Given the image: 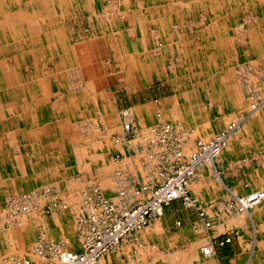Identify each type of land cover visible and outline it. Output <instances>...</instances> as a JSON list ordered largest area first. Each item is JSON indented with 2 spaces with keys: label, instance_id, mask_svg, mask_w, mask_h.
Returning a JSON list of instances; mask_svg holds the SVG:
<instances>
[{
  "label": "rangeland",
  "instance_id": "1",
  "mask_svg": "<svg viewBox=\"0 0 264 264\" xmlns=\"http://www.w3.org/2000/svg\"><path fill=\"white\" fill-rule=\"evenodd\" d=\"M61 1L64 6L58 4L51 10V14L45 11L42 16L46 18L47 24H50L49 17H52L56 24L62 26L60 28H64L65 42L70 52L69 58L62 51L60 57L56 55L50 59L49 49L46 50L48 43L45 44L46 46L42 45L43 42H38L36 45L35 41L25 36L26 34L22 36L20 33H17L19 34L17 39L24 40L25 44L22 47L23 50H18V41H15L11 33L7 31L5 34L2 32L0 34V42L6 51V54L0 55V61L6 62V73L9 78L14 79L12 75L18 72L27 84L33 83L32 81L38 78L35 74L38 65L40 77L43 76L44 90L38 91L36 87L35 93L31 91L35 98L41 97L43 92H49L48 97L45 98L46 101L35 104L34 108L38 110L36 115L41 117L42 123L54 128L56 139L60 140L59 144L52 149L56 148L63 153L62 149L73 147L71 149L74 153L77 150L76 155L81 153L83 147L88 148L92 154L103 151L108 160L114 164V170L113 168L110 170L109 178L112 182L109 181V184L112 186L114 182L117 186L120 181L125 191H120V199H117L115 195L107 196L102 177L96 176L97 165L92 166L91 175L83 183L77 177V172L73 175L72 185L65 183L64 176L55 180L50 176L51 180L41 185L38 183L31 186L30 182H25L23 186L21 183L20 190L16 191L15 183L10 181V186L4 191L6 195H3V192L0 193V216L3 217L0 218V264L6 263L11 257H17L25 264H40L41 259L36 252V247L42 238L49 242L48 249L50 246H55L52 242L55 244L62 242L68 250H81L83 241L77 223L79 216L83 215L86 193L90 199L93 197L95 200L98 193L105 194L108 199L113 200L112 197H114V200L125 208L146 203L151 198L146 188L157 187L167 177L175 175L184 164L190 163L192 167L197 161V159L194 160V156L200 152L199 142L214 141L215 143L217 137L227 132L229 126L238 119L242 118L239 127L247 125L248 130L250 129L247 134L248 140L253 139L258 143L264 140L263 120L258 124L249 123L252 110L257 103H264V0H129L128 5H123L122 0ZM178 1L184 2L185 8L180 9ZM16 3V0L9 1L8 4L11 5L7 6L6 10H10L11 7L19 9L20 5ZM169 4L174 10L168 14L164 13L161 18L166 23H172L169 24L170 27L166 25L165 29L154 25L153 19H158L159 16H151L148 11L153 10L155 6L169 7ZM27 8L31 11L35 6L31 4ZM141 10L147 12L140 16L147 17L148 21H151L145 33L139 26L140 24L142 26L140 21L137 19L131 21L133 22L131 26L129 22L132 16L140 17L138 14ZM178 18L184 20L180 21ZM133 25H136V29L132 28ZM132 30L135 34L131 33ZM218 36L221 38L219 40L221 45L213 46ZM88 39H90L89 42H82ZM111 39L118 42L117 53L110 46ZM145 39L147 51L138 44L140 40ZM183 51L186 55L182 53ZM199 51L202 52L199 54ZM189 53L192 56L189 57ZM117 56L123 59L125 64L130 61L135 62L137 73L130 75L128 73L130 67L122 68L117 62ZM62 57L66 59L63 63V60H60ZM57 65L60 66L59 70ZM6 73L0 67V79L4 78ZM230 74L238 87L239 102L235 101L238 104H246L242 113L232 108L233 102L228 96L225 83ZM61 75H64L62 79ZM57 77L60 78L59 82L56 81ZM12 79L9 84L13 83ZM29 89L28 86L25 87L26 94L29 93ZM9 90L15 92L12 87ZM0 91L1 93L6 91L2 85H0ZM72 96L77 100L74 105L69 101ZM2 101H0L2 107L9 103L7 99ZM58 101L61 107L65 106L64 109L72 110L68 113L53 112L52 106ZM14 103L22 107L24 102L21 98H17ZM1 106L0 109L3 110ZM14 106L12 104L2 113L6 114L8 111L10 113ZM262 109L264 110V105L261 106L260 110ZM236 117H238L237 120H235ZM127 124H131L132 130L125 129ZM167 126H171L170 132H167ZM114 146L119 148L113 150ZM128 148L140 155L136 165L138 174L135 175L133 172L134 177L137 178L136 182L134 180L131 182L129 178V169H134L135 166H132L129 161ZM57 150H53V153L57 155L53 158L59 161L60 154H57ZM178 151L181 152L182 158L177 156ZM1 152L5 153L2 149ZM48 152H46L47 155L45 154L47 159L45 155H41V158L51 161ZM204 154L214 155L216 162L223 155L219 153V156L218 154L215 156L208 150ZM28 160L31 163L34 162L33 159ZM57 160L51 161L53 164L36 165L34 167L36 172L31 171V173L40 176L52 174L55 170L53 165ZM204 164L213 168L210 162ZM196 172L194 169V176ZM3 174L0 171V177ZM5 174L11 177L13 175L9 171ZM0 181H3V178ZM189 183L187 190H189ZM0 189L2 191L1 187ZM31 194L44 198L40 204L32 200L31 206L28 205L29 203L24 204L27 210L20 208L22 203L17 208L11 209L10 199L15 201L19 195H25L28 198ZM248 194L237 196V198L242 199ZM188 197L189 201L184 200L185 203L193 201L189 193ZM237 200H233V205L238 206ZM51 202H56L59 207L53 209L54 203ZM263 203L264 201L255 210L263 207ZM16 213L22 216L20 220L23 221V225L16 223ZM251 214H248L249 218H247L249 228L244 233L234 231L216 239V246L225 249L236 238L241 254L236 256L237 259L230 258V260L233 259L228 260L231 264H264V225L255 226L254 214L252 212ZM53 217H61L64 228L63 238L59 235L61 229L52 225ZM201 218L205 220L208 228L212 227L213 222L209 221L206 214L201 213ZM119 246L114 247L110 253L102 257V264H112L111 257L120 249Z\"/></svg>",
  "mask_w": 264,
  "mask_h": 264
},
{
  "label": "crops",
  "instance_id": "2",
  "mask_svg": "<svg viewBox=\"0 0 264 264\" xmlns=\"http://www.w3.org/2000/svg\"><path fill=\"white\" fill-rule=\"evenodd\" d=\"M89 40L90 39L82 42H89ZM201 52L202 51H199V54ZM182 53L186 55V52L183 51ZM190 56L192 55L189 53V57ZM32 91L34 93L36 92L34 88ZM16 107L18 110L17 112L15 110L13 113H2L0 133H3L5 127L11 124V126L13 125L14 133L18 135L17 137L13 135V138L10 136V138L12 140H20L23 137L22 135L27 133V131H33L32 128L36 129L38 132V130L44 129L42 127H48V125L42 123L40 117L35 113H33L34 115L26 113L24 110L19 109L18 105H16ZM150 117H152V114H150ZM31 120L36 121L34 126L28 123V121L31 122ZM15 124H17L18 127H15ZM7 130L9 131V129ZM54 134L56 135V133ZM30 145L35 148L33 149L31 146L29 149L28 145L24 143H19L15 147L8 142L11 156L16 157V159H19V162L22 163V174L24 176L20 178L14 175H12V177L7 176L5 174L6 170L2 169L0 171H2L6 177L3 174L4 177L1 175L0 179L3 178V181L9 180V183L10 181L15 183V185L18 186L16 191L20 190L21 186L19 187V185L21 183L23 186H25V182H30L31 186H35L38 183L41 185L43 182L51 180L49 179L50 176L51 178L53 177V180L60 176H64L65 183H71L72 185V178L73 175L76 174L75 172H77V177L80 178V182L83 183L87 181L88 177L91 175L90 171L92 166L97 165L96 176L100 175L102 177L105 193L109 196L120 195L119 192L115 191L116 188L114 185L112 186L113 188H106L104 186V182L112 181L109 176L111 175V168L114 170V164L108 160L107 155L103 151L92 154L88 148L83 147L80 161L75 154L76 151L74 153L71 147H68V149H62L63 153L57 150L60 155H63L65 152L64 157L58 156L60 157L58 161L53 158L57 155L47 148L46 142L44 144L40 142L38 138L37 141ZM20 148L22 151L19 150ZM117 148L119 147L114 146L113 150H117ZM17 151L21 152L18 153ZM24 151H27V153ZM134 151L135 150L128 148L127 153L132 166H135L134 169H129V178L131 182L133 180L136 182L137 178L134 177L133 172L135 175L138 174L136 165L140 156L138 152ZM46 152L49 153L51 161L57 160L53 165L55 168L54 173L44 176L32 174L36 172L34 169L36 165L43 163L53 164L51 161L41 158V155L44 156ZM37 158H39L38 161H35ZM28 159H33L34 162L31 163ZM242 160H244V162H242ZM199 166L202 167L199 168ZM199 166L196 169L197 175L192 179L189 187V195L194 204L191 203V205H188L183 199H178L170 205L163 206L162 212L153 217L144 231L133 234V236L129 237L130 239L128 238L121 242L119 246L120 249L111 257L112 264H231L228 260L232 257L236 258V256H239V253L241 254L240 245L235 241L236 238L225 249H220L216 246V239L223 235L234 233V231L237 233H242L243 231L244 233V231L249 228L247 220L249 216L247 214L235 213L236 211L231 209L230 205H232L234 200L233 194L236 196L246 195L264 186V142H257L255 145L251 146H245L243 143L237 144L230 149V151H226L217 162H215L213 168L205 166V164ZM7 171L10 172V170ZM31 171L33 172L31 173ZM28 176L30 178H27ZM0 193H2L1 189ZM262 206L263 207L257 209V211L252 209V213L255 216H253V224L255 226L264 225V205ZM201 213L206 214L209 221L213 222L211 228L206 226L205 220L201 218ZM60 218L61 217H53L52 225L61 229L60 232L62 234L60 233L59 235L63 238L64 228ZM210 244L212 250L214 249V254L210 257H206L202 249ZM232 260L233 259L230 261Z\"/></svg>",
  "mask_w": 264,
  "mask_h": 264
},
{
  "label": "bare ground",
  "instance_id": "3",
  "mask_svg": "<svg viewBox=\"0 0 264 264\" xmlns=\"http://www.w3.org/2000/svg\"><path fill=\"white\" fill-rule=\"evenodd\" d=\"M9 1H15V0H0V34H1V32L2 33H6L7 31L8 32H10L11 33V35H12V37H14L15 39V41H18V39H17V35H19V34H17V33H20L22 36L23 35H25V36H28L30 39H32L33 41H35L34 43H36V45L38 44V42L39 43H42V45L44 44V46H46L45 44H47V47H46V50L47 49H49V52H48V56L50 57V59H51V57H55L56 55H59L58 57H60V54L62 53V51L63 52H65L66 54H67V56H68V58H69V56H70V52H69V47H67V44H66V39H65V33H64V28L62 29V28H60V27H62L61 25H58V24H56V21H54L55 19H53L52 17H49L50 19H49V22H50V24H47V21H46V18L45 17H43L42 16V14H44V12L45 11H47V12H49L50 14H51V10L53 9V8H55V6L56 5H62V6H64V3L61 1V0H27L26 2H24L23 0H16V4H19L20 5V8L19 9H13L12 7L10 8V10H6V8H7V6H10L11 4H8V2ZM58 1H61V2H58ZM67 1V0H66ZM153 1V0H152ZM170 1V0H169ZM198 1V0H197ZM202 1V0H201ZM70 2V1H69ZM172 2V1H171ZM179 2V4H178V6L180 7V9L181 8H185L184 6H185V3L184 2H182V1H178ZM188 2H190V1H188ZM115 3V2H114ZM120 3V2H119ZM130 2H129V0H122V4L124 5H128ZM33 5V6H35V8H34V10H31V11H29V8H27V6H29V5ZM172 5H174V4H172ZM201 4H199V6H200ZM130 6V5H129ZM144 6V5H143ZM166 6V5H165ZM153 7V10H149L148 12L150 13V15L151 16H154L155 17V15H157V16H159V18L157 19V18H154L153 20L155 21V24L154 25H159L160 27L162 26V28H169L170 27V25L169 24H172V23H169V22H165V20H162V18L161 17H163V14L164 13H166V14H168V12L170 13V12H172V10H174V8H172V6L169 4L168 6L169 7ZM170 6H171V8H170ZM109 7V6H108ZM111 7V6H110ZM117 7H118V5H117ZM174 7V6H173ZM114 8H116L115 6H114ZM149 8V7H148ZM106 9V8H105ZM102 11H103V9H102ZM119 11V10H118ZM117 11V12H118ZM122 11V10H121ZM95 12V11H94ZM93 12V13H94ZM147 11H144V10H141L140 11V14H138L139 16L140 15H144L145 13H146ZM92 13V12H91ZM119 13V12H118ZM181 13H182V11H181ZM49 14V15H50ZM54 14V13H53ZM111 14V13H110ZM162 14V15H161ZM94 15V14H93ZM96 15V14H95ZM107 15V14H106ZM109 15V14H108ZM170 15V14H169ZM55 16V15H54ZM168 16V15H167ZM177 16V15H176ZM56 17V16H55ZM103 17V16H102ZM181 17V16H180ZM124 18V17H123ZM102 19V18H101ZM100 19V20H101ZM135 19H137L138 21H140L141 23H142V26H141V24L139 25L141 28H142V30H143V33H145V31H146V29H148V24L149 23H151V21L149 22L148 20V18L147 17H143V16H140V17H138L137 16V18L136 17H134V16H132V18H131V20H129V22H130V26L132 25V23L133 22H131V21H133V20H135ZM176 19V18H175ZM108 20V19H107ZM111 20V19H110ZM169 20V19H168ZM178 20H180V21H183L184 19L183 18H178ZM102 21H105L104 19H102ZM109 21V20H108ZM172 21V20H171ZM42 23H44V24H42ZM46 23V24H45ZM111 23V22H110ZM153 24V23H152ZM151 24V25H152ZM167 25V27H165ZM116 26V25H115ZM153 26V25H152ZM136 27V25H133L132 26V28L134 29ZM156 27V26H155ZM104 28V27H103ZM136 29V28H135ZM161 30V29H160ZM169 30V29H168ZM167 30V31H168ZM120 31V30H119ZM118 31V32H119ZM167 31H165L166 33H168ZM123 33V32H122ZM131 33L132 34H135L134 32H133V30L131 31ZM142 33V34H143ZM180 33V32H179ZM116 34H118V33H116ZM124 34V33H123ZM122 34V35H123ZM141 34V35H142ZM181 34V33H180ZM179 34V35H180ZM121 35V34H120ZM169 35V34H168ZM110 36V35H109ZM114 36V35H113ZM143 36H144V34H143ZM164 36V35H163ZM208 36V35H207ZM168 37V36H167ZM44 38H45V40H44ZM112 38V37H111ZM122 38H123V36H122ZM145 38V37H144ZM12 39V38H11ZM114 39V38H113ZM113 39H111V41H110V46H111V48L114 50V52L115 53H117L118 51H117V44H118V42H115ZM143 39V38H142ZM146 39H148V38H146ZM146 39L145 40H140L139 42H138V44L140 45V46H142V47H144L145 49H146V51L148 50V48H147V45H146ZM221 38H219V36L218 37H216V40H215V43H214V45L213 46H220L221 45V42L219 41ZM44 40V41H43ZM9 41V40H8ZM31 41V40H30ZM116 41H117V39H116ZM149 41V40H148ZM4 42V41H3ZM125 42V41H124ZM153 42V41H152ZM1 43V42H0ZM2 44V43H1ZM25 44V41L24 40H21V41H18V50H23L22 49V47H23V45ZM120 44H121V42H120ZM9 45V44H8ZM127 45V44H126ZM125 45V46H126ZM149 45H150V43H149ZM176 45H178V44H176ZM2 47L0 48V55H4V54H6V51H5V48H3L4 47V45L2 44L1 45ZM17 46V45H16ZM124 46V45H123ZM211 46V44L209 43V47ZM12 47V46H11ZM40 47V46H39ZM119 47V46H118ZM120 47H121V45H120ZM138 47V46H137ZM179 47V46H178ZM162 48V47H161ZM9 49V48H8ZM39 49V48H38ZM41 49V48H40ZM119 49V48H118ZM163 49V48H162ZM159 50H160V48H159ZM9 50H7V52H8ZM43 51V50H42ZM117 51V52H116ZM21 52H23V51H21ZM20 53V52H19ZM126 53V52H125ZM8 54V53H7ZM18 54V53H17ZM24 54V53H23ZM151 54V53H150ZM13 55H14V53H13ZM43 55V54H42ZM126 55V54H125ZM136 55V54H135ZM263 55V54H262ZM65 56V55H64ZM7 57V56H6ZM58 57H56V58H58ZM66 57V56H65ZM65 57L63 58H61L60 60H63L62 61V63L64 62V60L66 61V59H65ZM11 58V57H10ZM131 58V57H130ZM129 58V59H130ZM137 58V57H136ZM7 59V58H6ZM55 59V58H54ZM94 59V58H93ZM9 60V59H8ZM21 60H22V58H21ZM126 60V59H125ZM30 61V60H29ZM136 61H138V60H136ZM140 61V60H139ZM39 62H41V61H39ZM117 62H118V64H120V66L123 68V67H130V69H128V73H130V75H133L134 73H137V71H136V64H135V62H132L131 63V61L130 62H128L127 64H125L124 62H123V59H121L120 57H118L117 56ZM126 62V61H125ZM26 63V62H25ZM68 63V62H67ZM24 64V63H23ZM69 64V63H68ZM6 62L4 61V60H1L0 61V67H1V69H3V71L6 73L7 72V67H6ZM139 65V64H138ZM58 66V70H59V65H57ZM134 66V67H133ZM26 67H27V65H26ZM29 67V66H28ZM61 67H62V65H61ZM89 67V66H88ZM151 67V66H150ZM69 68H70V66H69ZM72 68V67H71ZM21 69V68H20ZM57 69V68H56ZM85 69V68H84ZM150 69V68H149ZM132 70V71H131ZM140 70H141V68H140ZM152 70V69H151ZM85 71V70H84ZM87 71V70H86ZM150 71V70H149ZM16 72V71H15ZM59 72V71H58ZM126 72H127V70H126ZM139 72V71H138ZM142 72V71H141ZM152 72V71H151ZM13 73H14V71H13ZM55 73V72H54ZM68 73V72H67ZM20 73H18V72H16V73H14L13 75H12V77H14V79H12V78H9V75H8V73H6V75H5V77L3 78L2 77V79H0V85H2L3 86V88H5V90L6 91H4V92H2L1 93V91H0V101L1 102H3L2 101V99H7V103H8V101H9V103L7 104V105H5V107H2L1 105V108L5 111H7L8 110V108L10 107V106H12V104H14L15 106H14V108H12V110H10L12 113H13V111H15L16 110V112L18 111L17 110V107H16V105L17 104H15L14 102H15V99H19V98H21L22 99V101L24 102L23 103V106L22 107H19V109H21V110H24V112H26V113H31V114H33V113H38V110L36 109V108H34V106H35V104H40V102H45L46 101V99L45 98H47L48 97V95H49V92H43L42 93V96L41 97H37L36 96V98H35V96L33 95V92L31 91L33 88L34 89H36V87H37V89L36 90H38V91H41L42 92V90H44V86H43V79H42V77H40V72H39V67H38V65L36 66V70H35V74H37L38 75V78L37 79H35L34 81H32L33 83H31V84H27V82L24 80V78H21L22 76L21 75H19ZM142 74V73H141ZM145 74H148V73H145ZM151 74V73H150ZM1 75V74H0ZM135 75V74H134ZM140 75V74H139ZM62 76V75H61ZM64 77V75L62 76V77H60L61 79ZM135 77V76H134ZM60 78L59 77H57L56 79V81H58L59 82V80H60ZM10 79H12V81H13V85L10 83L9 84V81L11 82V80ZM69 79V78H68ZM71 79V78H70ZM30 80V79H29ZM76 80V79H75ZM75 80H73L74 82H75ZM132 80H133V78H132ZM69 81V80H68ZM134 82V81H133ZM226 85L225 86H227V88H228V90H227V92H228V96H229V99H231V102H233V104H232V108L235 110V109H237L239 112H241L242 113V110L244 109V107L246 106V104H244V105H242V103H240V104H238L236 101H238L239 102V100H238V87L236 86V82L233 80V78L231 77V74L229 75V78H228V81H227V83H225ZM92 85V84H91ZM29 87L30 89H29V93H25V87ZM82 86V85H81ZM80 86V87H81ZM88 86H90V85H88ZM7 87V88H6ZM14 88V90H15V92L13 93V92H11L9 89L10 88ZM85 87V86H84ZM83 87V88H84ZM91 87V86H90ZM21 88H22V90H21ZM72 89V88H71ZM79 89V88H78ZM92 89H93V85H92ZM216 89V88H215ZM3 90V89H2ZM80 90V89H79ZM78 90V91H79ZM83 90V89H82ZM94 90V89H93ZM72 91V90H71ZM223 91V90H222ZM94 92V91H93ZM37 94H39V93H37ZM94 95H95V92H94ZM104 95V94H103ZM215 95H217V94H215ZM93 96V95H92ZM102 96V95H101ZM105 97V96H104ZM189 97V96H188ZM81 98V97H80ZM91 98H93V97H91ZM85 99V98H84ZM86 100V99H85ZM103 100V99H102ZM236 100V101H235ZM69 101H70V103L71 104H73L74 105V103L75 102H77V100H76V98L74 97V96H72L70 99H69ZM21 102V101H20ZM6 103V102H5ZM82 103V102H81ZM82 104H84L85 105V103H82ZM76 105V104H75ZM262 105H264V103H257V105L255 106V108L252 110V114H251V118H250V122L249 123H259L260 121L262 122V120H263V125H264V110L262 109V110H260V108H261V106ZM241 106H243L242 108H241ZM43 107V106H42ZM73 107H75V106H73ZM72 107V108H73ZM248 107V106H247ZM52 110H53V112H56V113H60V112H64V113H68L69 111H71V110H68V109H64L65 108V106H60L59 105V101H58V103H54L53 104V106H52ZM105 108V107H104ZM106 109V108H105ZM175 109H176V107H175ZM3 110H1L0 109V114L2 113V111ZM200 110V109H199ZM9 112V111H8ZM10 112V113H11ZM34 115V114H33ZM53 115V114H52ZM56 115V114H55ZM199 115H200V112H199ZM202 115V114H201ZM1 116H2V114H1ZM57 116V115H56ZM227 116V115H226ZM49 117V116H48ZM228 117V116H227ZM226 117V118H227ZM41 118V117H40ZM237 118L238 117H236V119L235 120H237ZM102 119V118H101ZM242 119V118H241ZM241 119H238L237 121H234L230 126H229V128H228V131L227 132H224V133H222L219 137H217V139L215 140V143H214V141H211V142H208V143H210V144H215L217 147H218V152H216V153H213V154H215V156H217V154H218V156H219V153H220V155L221 154H224L226 151H230V149H232L235 145H237V144H242L243 143V145H245V146H251V145H255L257 142H254L253 141V139H251V141L250 140H248L249 138H248V136H247V134L249 133V130H248V128H247V125L246 126H243L242 127V125H241V127H239L240 126V124L242 123L241 122ZM1 121V120H0ZM42 121V120H41ZM56 121V120H55ZM49 122V121H48ZM16 123V122H15ZM28 123L30 124V125H32V126H34V124L36 123V121H33V120H31V122L30 121H28ZM47 123V122H46ZM2 123H0V125H1ZM38 125H39V122H38ZM61 125V124H60ZM64 125V124H63ZM15 127H18L17 126V124H15L14 125ZM42 126V125H41ZM86 126V125H85ZM112 126V125H111ZM172 126V125H171ZM170 126V127H171ZM227 126V125H226ZM5 127V126H4ZM38 128V127H37ZM42 128H44V129H42V130H38V132L36 131V129H34V128H32V130L33 131H30V132H28L27 131V133H25L24 135H22L23 137L20 139V140H18V139H11L10 138V136L12 137L13 135H15L16 137H17V135L18 134H16V133H14V129H13V125L11 126V124H8V127H5V131H3V133H0V150L2 149V150H4L5 151V153H3V152H1L0 153V169L2 170V169H5L6 171L7 170H10V173H12L15 177H23L24 175L22 174V171H23V167L21 166V162H19V159H16V157H13V156H11V154H10V149L8 148V142L10 143V144H12V145H14L15 147H16V145H18L19 143H24L25 145H28V148L30 149V147L32 146V145H30V144H32V143H34L35 141H37V139L39 138L40 139V142H43L44 144H45V142H46V144H47V148L49 149V150H51V152H53L52 150H57L56 148H53L52 149V147H56V144H59V142H60V140H57L56 139V137H55V134H54V128H49V127H42ZM113 128V127H112ZM115 128V127H114ZM3 129V128H2ZM7 129H9V131L7 130ZM23 129V128H22ZM83 129H84V127H83ZM86 129V128H85ZM110 130H111V128H110ZM114 130V129H113ZM26 131V130H25ZM163 131V130H162ZM257 131V130H256ZM9 132V133H8ZM251 132V131H250ZM264 132V131H263ZM11 133V134H10ZM257 133V132H256ZM171 134V133H170ZM219 134V133H218ZM255 134H253V136H254ZM258 135H260V134H258ZM258 135H257V137H258ZM19 136H21V135H19ZM263 136V135H262ZM255 137V136H254ZM13 138V137H12ZM171 138V137H170ZM259 138V137H258ZM261 138V137H260ZM181 139V138H180ZM247 139V140H246ZM69 140V139H68ZM87 140V139H86ZM165 140V139H164ZM175 140V139H174ZM263 140V139H262ZM79 141V140H78ZM80 141H82V140H80ZM200 141V140H199ZM63 142V141H62ZM201 142H203V141H201ZM262 142H264V140L262 141ZM72 143V142H71ZM168 143V142H167ZM203 143H205V144H208L207 142H203ZM63 144V143H62ZM86 144V143H85ZM185 144V143H184ZM5 146V147H4ZM74 146V145H73ZM77 146V145H76ZM33 147V149L35 148L34 146H32ZM62 147H64V146H62ZM78 147V146H77ZM42 148V147H41ZM71 148H73V147H71ZM16 149H18V148H16ZM32 149V150H33ZM75 149V148H74ZM199 149V148H198ZM19 150H21V148L19 149ZM77 151V150H76ZM63 152V151H62ZM179 152V151H178ZM36 153V152H35ZM58 154V153H57ZM47 155V154H46ZM46 155H45V157H46ZM78 155V158L81 160V158H82V154L80 153V154H77ZM205 155H207V154H204V155H202L201 156V154L200 153H198V154H196L194 157V160H196L197 159V161H195L194 163H193V165H192V167L190 168V171H191V178H190V180L189 181H192V179H194L195 178V176L197 175L196 173H195V176H194V169H197V167L200 165V164H203L204 165V163H207V162H210L211 163V165H212V167H213V165L215 164V163H213V161H215L216 160V158H213V156L214 155H210V154H208L207 156H205ZM21 156V155H20ZM62 156V155H61ZM19 157V156H18ZM30 157V156H29ZM55 157V156H54ZM221 157V156H220ZM219 157V158H220ZM22 158V157H21ZM173 158V157H172ZM46 159H47V157H46ZM172 160V159H171ZM184 160V159H183ZM216 162V161H215ZM28 164V163H27ZM85 165V164H84ZM23 166H24V164H23ZM56 166V165H55ZM80 166H82V165H80ZM87 167V166H86ZM161 168V167H160ZM158 173V172H157ZM164 175V174H163ZM193 176H194V178H193ZM116 181V180H115ZM189 181L185 184V187H184V189H186L187 188V184L189 183ZM76 182V181H75ZM110 182H112V181H110ZM74 183V182H73ZM191 183V182H190ZM190 183H189V187H190ZM10 185V183H9V180H5V181H0V187L2 188V194L3 195H6V193L4 192L5 190H7L8 189V186ZM67 184V183H66ZM112 184H114L115 185V183L113 182ZM223 184V183H222ZM17 188H18V186L17 185H15ZM104 186L106 187V188H110V187H112L110 184H109V182H105V184H104ZM123 185H121L120 184V181H118V185L116 186L115 185V188H116V190L115 191H117V192H119L120 193V191H125L124 190V187H122ZM75 188V187H74ZM113 188V187H112ZM263 188H264V186H263ZM263 188H260V189H256V191H253L252 193H250V194H248L246 197H243L242 199H240V198H237V196L235 195V194H233V199L236 201V199H238L237 200V204H238V206H235V205H233V203H232V205H230L231 207L230 208H236L235 210H237L238 212H236V213H241V214H251V212H252V209H256V208H258L259 206L258 205H260V203L261 202H263L264 201V189ZM72 189V188H71ZM78 189V188H77ZM183 188H181V191H179L178 193H177V197L178 198H180V197H182L183 195L185 196V197H187V199H186V201L188 200L189 201V197H188V194H186V192H185V190H184ZM79 190V189H78ZM151 190V191H150ZM187 190V189H186ZM138 192V191H137ZM137 192H136V194H137ZM147 192H148V196H152L153 195V187L151 186L150 188H148L147 189ZM187 192L189 193V190H187ZM78 193V192H77ZM124 193V192H123ZM104 197L106 196L105 194H103V193H101ZM135 193L133 194V196L134 195H136ZM28 195V194H27ZM22 196H24V198H22ZM108 196V195H107ZM18 198H16V200H18V201H14V199H10V202L12 203V204H10L11 205V209H14V208H17L18 206H19V204H21V209L22 210H24V208H25V206H24V204H26V203H29L28 205H30V201L32 200V202L33 201H38L37 202V204H40V202H41V200L44 198V197H42V196H37V195H34L33 196V194H31V195H29L28 196V198H27V196H25V195H19V196H17ZM135 197V196H134ZM14 198V197H13ZM54 198V197H53ZM52 198V199H53ZM107 198V197H106ZM113 198V201H115V202H117V203H119L118 201H116V200H114L115 198L114 197H112ZM116 198L117 199H120L121 197L119 196V195H117L116 196ZM124 198V197H123ZM148 197H146V199H147ZM87 199H88V193H86L85 194V199H84V201H85V208H84V210H83V214H87V211L90 209V206L88 205V201H87ZM125 199V198H124ZM145 199V200H146ZM9 201V200H8ZM28 201V202H27ZM187 201V202H188ZM52 203V202H51ZM54 203V202H53ZM52 203V204H53ZM122 203V202H121ZM191 203H192V201H191ZM191 203H188V205L189 204H191ZM120 204V203H119ZM236 204V205H237ZM120 205H122V204H120ZM135 205H137V204H135ZM31 206V205H30ZM40 206V205H39ZM54 206V205H53ZM134 206V205H133ZM28 207V206H27ZM57 207H59L57 204H56V209H57ZM74 207V206H73ZM75 207H76V205H75ZM121 207H123V205L121 206ZM123 208H125V207H123ZM130 208V207H129ZM157 209H156V211H155V214L153 215V217H155L156 215H159L161 212H162V206L160 205V204H158L157 205V207H156ZM262 208V207H261ZM26 210H27V208H25ZM30 210H32L31 208H30ZM29 210V211H30ZM21 211V210H20ZM11 212V211H10ZM12 212H13V210H12ZM8 213V212H7ZM8 215V214H7ZM252 215V214H251ZM16 217H17V219H16V223L18 224V225H23V221L22 220H20V218L22 217V216H19V213H16V215H15ZM84 215H82V216H79V218H78V229H79V233H80V237H81V239H82V241H83V246H82V249L81 250H77V251H74V250H68L63 244L64 243H60V245L61 246H64V249L66 250V251H68V252H78V251H82V250H84V233H83V225H82V222H80V219H81V217H83ZM2 216H0V218H1ZM11 217V216H10ZM241 217V216H240ZM255 217V216H254ZM3 218V217H2ZM14 218V217H13ZM239 218V217H238ZM5 219V218H4ZM251 219V218H250ZM57 220V219H56ZM240 220H241V218H240ZM239 220V221H240ZM10 221V220H9ZM15 221V220H14ZM22 221V222H21ZM11 223V222H10ZM244 223V222H243ZM16 225V224H15ZM70 226H72L71 224H70ZM13 227V226H12ZM147 227V226H146ZM145 227V228H146ZM144 228V229H145ZM144 229L143 230H141V232L142 231H144ZM81 231H82V233H81ZM137 233H139V232H137ZM133 234H136V232L134 233V232H132V233H130L129 235H126V236H124V238L123 239H121L119 242H116L112 247H111V250L109 251V253L114 249V247H116V246H118V245H120L121 244V242H123L124 240H126V239H128L129 237H131ZM9 235H11V234H9ZM125 235V234H124ZM66 236V235H65ZM118 236H119V234H118ZM130 239V238H129ZM71 241V240H70ZM67 242V241H66ZM17 243V242H16ZM53 244H55V242H52ZM205 243V242H204ZM15 244V243H14ZM67 244V243H66ZM206 244H209V243H206ZM205 244V245H206ZM70 246H72V245H70ZM204 246V245H203ZM202 248V247H201ZM214 250V249H213ZM213 250H212V246H211V244L210 245H208V246H205V247H203V249H202V252H203V254L206 256V257H210V256H212L214 253H213ZM259 255V254H258ZM263 257V256H262ZM205 259V258H204ZM213 259V258H212ZM6 260V259H5ZM102 257L100 258V261H99V264H102ZM210 260V259H209ZM203 262H205V261H203ZM25 263V262H24ZM215 263H217V262H215ZM218 264V263H217Z\"/></svg>",
  "mask_w": 264,
  "mask_h": 264
},
{
  "label": "built area",
  "instance_id": "4",
  "mask_svg": "<svg viewBox=\"0 0 264 264\" xmlns=\"http://www.w3.org/2000/svg\"><path fill=\"white\" fill-rule=\"evenodd\" d=\"M125 129L132 130L131 124H127ZM166 129L170 132L171 127L167 126ZM199 148L201 155L207 150L210 153L218 152L215 144L199 142ZM177 156L182 158L181 152H178ZM190 168V163L182 165L175 175L167 177L163 183L153 188V195L146 203H139L130 208L121 207L122 205L104 197L101 193H98L96 200L88 196L90 209L87 211L88 214H83L80 219L83 225L84 250L68 252L60 243L48 249L49 242L42 238L36 247L41 259L40 264H99L100 258L108 254L116 242L132 232H141L150 223L158 204L163 207L178 199L186 201L187 197L183 195L178 198L177 193L181 188L184 189L185 184L190 180ZM184 190L188 194L187 190ZM56 204L54 202V206L51 205L53 209H56ZM7 260L4 264H25L17 257Z\"/></svg>",
  "mask_w": 264,
  "mask_h": 264
}]
</instances>
